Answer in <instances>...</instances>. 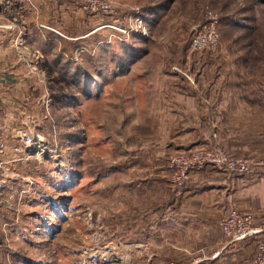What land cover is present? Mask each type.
I'll return each instance as SVG.
<instances>
[{"label": "rangeland", "instance_id": "obj_1", "mask_svg": "<svg viewBox=\"0 0 264 264\" xmlns=\"http://www.w3.org/2000/svg\"><path fill=\"white\" fill-rule=\"evenodd\" d=\"M67 2L72 8L65 24L61 17L38 27L65 35L59 37L67 41L62 47L82 69L76 80L71 64H42L52 83L44 101L34 103L27 132L44 151H22L20 158L29 164L7 170L5 187L11 190L16 182L18 192L0 195V264L171 261L150 260V251L160 246L146 241L151 225L160 223L167 207L191 204L193 192L232 180L214 167L184 171L180 163L207 151L251 163L264 156L258 150L230 154L222 134L214 142L208 105L188 96L194 90L205 95L208 80L223 68L226 46L233 57L254 62L251 69L239 68L240 79L264 81V0H108L106 15ZM4 4L12 8L7 16L20 14L11 1ZM154 6L163 11L139 26L135 16ZM207 10L217 18L216 45L206 42L203 31ZM247 185L246 206L259 210L254 185ZM253 220L264 227V218ZM204 239L190 228L173 241L194 252L205 247L199 245Z\"/></svg>", "mask_w": 264, "mask_h": 264}, {"label": "crops", "instance_id": "obj_2", "mask_svg": "<svg viewBox=\"0 0 264 264\" xmlns=\"http://www.w3.org/2000/svg\"><path fill=\"white\" fill-rule=\"evenodd\" d=\"M7 1L12 2L11 7L13 4L19 7V15L16 13L14 18L7 16L12 9H6L4 2ZM71 8L67 0H3L0 5V125L6 145L7 169L15 165L29 164L24 163V158H20L27 153L23 151L22 154V142L17 137V132L20 129H29L28 123L33 118L31 109L35 102L44 101L46 86L52 83L42 70L45 59L60 68L65 63L71 64L77 69L74 74L71 70V78L76 80L79 70L82 69L81 64L69 61L66 50L62 47V41H67L59 39L66 38L65 35H56V32L50 33L38 27L43 22L54 25L61 17L63 20L70 18ZM24 10L26 13L28 11V14L24 13L28 15L27 18L21 14ZM3 25L12 28L4 29ZM49 45L55 46V49H51ZM224 50L221 57L223 68H220V73L208 80L205 95L194 90L193 100H200L208 105V114L215 118L211 131L212 139L219 142V134H222L223 140H227V151L230 154L236 156L245 152L255 154L257 150L263 152L264 81L254 77L240 79L239 68L248 65L247 69H251L254 63L251 62L252 58L247 59L245 55L233 57L234 54L228 46L224 47ZM71 81L76 86L79 85L75 80ZM36 90L39 91L38 94H34ZM260 157L262 159L253 160L249 172L245 175H230L231 183L225 182L224 185L211 187L207 191L193 192V199H188L191 204L167 207L161 214L163 217L160 223L151 225L152 233L147 235L146 241L151 239L149 246L155 240L160 245L158 251H150V260H173L180 264H244L251 260L255 245L258 240H264V234L227 247L218 223L232 209H236L240 214H252L254 219L264 218V156ZM247 184L254 185L253 198L258 200L259 210H249L246 206V202L250 200V194L243 193ZM15 185L16 182L11 190L7 186L0 190V195L15 191ZM20 190L21 188L19 192L24 193ZM15 192L17 194L18 190ZM190 228L200 230L202 235L208 238L199 243L205 247L197 248L194 252L186 251L183 244L173 241L175 237L182 238ZM168 250L170 257L165 256Z\"/></svg>", "mask_w": 264, "mask_h": 264}, {"label": "built area", "instance_id": "obj_3", "mask_svg": "<svg viewBox=\"0 0 264 264\" xmlns=\"http://www.w3.org/2000/svg\"><path fill=\"white\" fill-rule=\"evenodd\" d=\"M3 0H0V5ZM78 6L86 11H100L103 15L109 13V2L108 0H74ZM208 24L204 26L203 31L208 34V40L206 41L208 44L216 45L217 42V34H216V23L217 18L216 15L213 14L210 10L206 12ZM135 22L140 26L144 24L143 19L140 16H135ZM2 27V26H0ZM4 29H10L12 26H3ZM144 36H147L145 32H143ZM202 45V44H201ZM199 45V47L204 49V46ZM2 125H0V190L5 188L7 184L8 172L6 167V158H5V139L3 135ZM17 137L22 142V151L29 152L35 146L37 148L43 149L44 145L42 143H37L35 138L29 134V132L24 131V129H20L17 132ZM42 151V152H43ZM251 162L246 159H234L229 158L223 152H201L193 158H189V160L185 163H180V166L184 171L188 168L190 169H202L204 166H210L216 168L218 171L223 173H246L249 171L251 167ZM219 230L222 236L228 241L227 247H233L239 242H243L246 239L257 236L264 233V227L259 228L255 227L253 224V218L251 215L240 214L237 211H231L225 218L221 219L219 222ZM163 264H180L177 261H167ZM246 264H264V240L261 242H257L255 245V251L252 259Z\"/></svg>", "mask_w": 264, "mask_h": 264}, {"label": "trees", "instance_id": "obj_4", "mask_svg": "<svg viewBox=\"0 0 264 264\" xmlns=\"http://www.w3.org/2000/svg\"><path fill=\"white\" fill-rule=\"evenodd\" d=\"M154 7H155V6H154ZM158 9H159L158 7H155V8L152 7V8L148 11V14H144V13H142V14L140 15V17L142 18V16H143V17H144V18H143V21H144V19H145V20H147V22L150 23V22H151L150 20L152 19V17H149L150 14H151V15L153 14V15L155 16V14L158 15V14L156 13L157 11H159V13H160L161 11H163V10H160V9L158 10ZM202 19H203V18H202ZM201 22L203 23V20H202ZM201 22H200V23H201ZM221 22H222V20H221V18H219V25H218V27L220 26V23H221ZM202 23H201V24H202ZM201 24H200V25H201ZM138 39H140V42H142V41L144 42V41H145V38L142 37L141 35H138V36H137V40H138ZM131 43H132V42H131ZM128 44H129V43H128ZM129 46H130V45H129ZM136 48H137L136 46H132V47L130 46V47H129V49H136ZM210 49H211V48H210ZM212 49H215V47H212ZM133 57H135L134 54H133ZM187 94H188V93H187ZM187 94H186V95H187ZM188 96H193V93L188 94ZM57 123H58V121H57ZM200 144H204V142L202 141V142H200ZM193 146H194V145H193ZM248 172H249V171H248ZM248 172H246V173H248ZM246 173H243V174H241V173H226V174H231V175H234V176H242V175H245ZM204 189H205V188H204ZM208 189H209V188H208Z\"/></svg>", "mask_w": 264, "mask_h": 264}]
</instances>
